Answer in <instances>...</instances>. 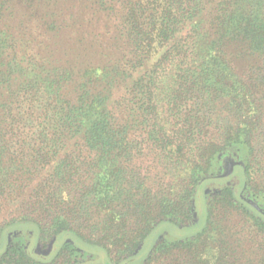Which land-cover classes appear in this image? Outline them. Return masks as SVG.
Masks as SVG:
<instances>
[{
  "label": "trees",
  "instance_id": "obj_1",
  "mask_svg": "<svg viewBox=\"0 0 264 264\" xmlns=\"http://www.w3.org/2000/svg\"><path fill=\"white\" fill-rule=\"evenodd\" d=\"M262 130L264 0H0V264H264Z\"/></svg>",
  "mask_w": 264,
  "mask_h": 264
},
{
  "label": "rangeland",
  "instance_id": "obj_2",
  "mask_svg": "<svg viewBox=\"0 0 264 264\" xmlns=\"http://www.w3.org/2000/svg\"><path fill=\"white\" fill-rule=\"evenodd\" d=\"M72 3V2H71ZM94 24V25H93ZM93 24L92 23H89V24H87V25H89L88 26V28H89V32L91 31V35L89 36L90 38L91 37H94L95 35H97L96 37H102L103 38V36L105 35L104 34V29H105V27L103 26V24H100V23H96V21L95 22H93ZM95 56V55H94ZM96 57V56H95ZM261 138H260V140L261 141H264V130H262L261 131ZM263 151H264V147H263ZM257 181H256V183H255V185H256V189L254 188V190L256 191V192H259V190L260 191H264V168L259 172V175H258V177H257V179H256ZM254 191V192H255ZM261 194V193H260ZM200 216H201V219L203 220L204 219V215H203V213H201L200 214ZM195 227L194 226H190V227H186V228H184V229H178L177 230V233H182V234H190V233H192L193 231H195ZM96 249V248H95ZM94 249V250H95ZM96 250H99L98 248L96 249ZM77 254H75L72 250H68V249H64V252L62 253V252H60L59 253V255L54 259V261H53V264H68V263H70L72 260H75L76 259V256ZM115 257V260L113 261V263H116L117 264V260H118V254L117 253H115V255H114ZM20 264H23V263H20ZM29 264H34V263H29ZM96 264H100V263H96Z\"/></svg>",
  "mask_w": 264,
  "mask_h": 264
},
{
  "label": "flooded vegetation",
  "instance_id": "obj_3",
  "mask_svg": "<svg viewBox=\"0 0 264 264\" xmlns=\"http://www.w3.org/2000/svg\"><path fill=\"white\" fill-rule=\"evenodd\" d=\"M32 234V233H31ZM16 236L19 235L20 239V244H21V249L24 251H30L36 256H38L39 260L36 259L37 261L34 262V264H53V260H50V256L54 250L55 242L53 243L52 247L51 244L52 242H47L45 244V241H42L41 239H37L35 242L33 240L32 235H27V234H22V233H16ZM23 244V245H22ZM61 252H64V247H61ZM59 250V251H60ZM80 259V258H79ZM86 260L84 258H81V261H76L74 264H86ZM91 264H96V263H91Z\"/></svg>",
  "mask_w": 264,
  "mask_h": 264
}]
</instances>
